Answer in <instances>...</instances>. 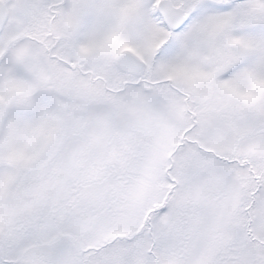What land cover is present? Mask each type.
<instances>
[{
    "label": "snow or ice",
    "instance_id": "1",
    "mask_svg": "<svg viewBox=\"0 0 264 264\" xmlns=\"http://www.w3.org/2000/svg\"><path fill=\"white\" fill-rule=\"evenodd\" d=\"M0 264H264V0H0Z\"/></svg>",
    "mask_w": 264,
    "mask_h": 264
}]
</instances>
